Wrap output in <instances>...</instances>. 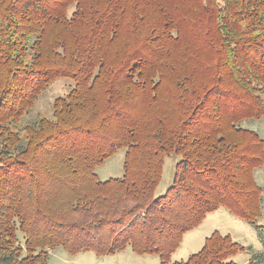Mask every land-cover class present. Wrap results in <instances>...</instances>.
I'll return each instance as SVG.
<instances>
[{"label": "trees", "instance_id": "1", "mask_svg": "<svg viewBox=\"0 0 264 264\" xmlns=\"http://www.w3.org/2000/svg\"><path fill=\"white\" fill-rule=\"evenodd\" d=\"M59 80L49 114L37 103ZM264 0H0V264L127 247L237 264L230 235L171 262L224 206L264 208ZM125 150L123 175L97 168ZM180 157L162 195L165 160Z\"/></svg>", "mask_w": 264, "mask_h": 264}, {"label": "rangeland", "instance_id": "2", "mask_svg": "<svg viewBox=\"0 0 264 264\" xmlns=\"http://www.w3.org/2000/svg\"><path fill=\"white\" fill-rule=\"evenodd\" d=\"M67 91V81L55 82L37 103L35 113L49 114L54 99L64 95ZM243 126L257 131L264 138V118L245 120ZM124 158L125 150H118L97 168L98 178L107 180L121 177ZM179 159L180 157L176 154H171L166 158L162 180L156 190V195L164 194L172 185L175 165ZM256 177L258 183L264 187V168L256 171ZM214 232L230 235L242 246L234 257L237 264H264V208L262 216L257 219L256 223H250L224 206L209 213L198 227L184 235L180 247L171 256V262L188 260L192 254L202 249L206 238ZM49 264H160V258L158 255H139L131 247L110 255H98L94 251H84L73 255L65 248L58 247L50 252Z\"/></svg>", "mask_w": 264, "mask_h": 264}]
</instances>
